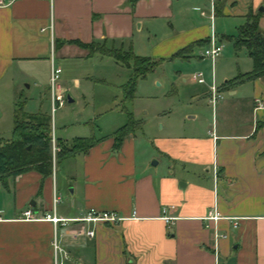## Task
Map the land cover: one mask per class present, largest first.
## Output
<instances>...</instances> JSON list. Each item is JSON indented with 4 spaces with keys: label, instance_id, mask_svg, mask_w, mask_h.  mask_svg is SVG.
I'll use <instances>...</instances> for the list:
<instances>
[{
    "label": "crops",
    "instance_id": "0c3cea01",
    "mask_svg": "<svg viewBox=\"0 0 264 264\" xmlns=\"http://www.w3.org/2000/svg\"><path fill=\"white\" fill-rule=\"evenodd\" d=\"M214 1L0 0V93L13 102L33 94L49 99L51 67L60 68L56 86L65 91L62 68H71L78 86L81 62L113 59L80 43L163 60L207 43ZM248 10L260 13L264 30V0H222L220 14L244 20ZM190 52L175 57L187 60ZM229 78L218 81L220 122L210 128L172 129L152 140L131 131L117 145L120 126L100 136L62 134L54 137L62 144L76 137L94 142L53 160L47 175L28 170L0 180V264H52L53 240L62 264H264V81L221 87ZM24 80L31 83L21 88ZM200 93L208 102V92ZM238 109L245 116L233 118L230 110ZM26 209L34 219L22 217ZM89 209L114 211L120 220L44 219H73ZM213 211L216 220L208 218ZM88 229L92 236L74 235Z\"/></svg>",
    "mask_w": 264,
    "mask_h": 264
},
{
    "label": "rangeland",
    "instance_id": "374dc122",
    "mask_svg": "<svg viewBox=\"0 0 264 264\" xmlns=\"http://www.w3.org/2000/svg\"><path fill=\"white\" fill-rule=\"evenodd\" d=\"M238 8L239 6H236L234 9ZM202 10L206 15L209 13L208 8ZM197 17L201 18L198 15ZM240 19L237 16L222 14L214 15L211 19V30L222 46L214 59L212 70L210 60L199 57L204 43L192 45L190 52L192 54L187 60L179 57L163 60L152 71L137 80L132 99L123 102L122 87L131 75V63L129 62L128 66L119 63L114 65L111 58L93 56L92 59L81 62V67L76 69L81 79L78 86L70 80L71 68H62L59 81H62L64 89L67 90L62 91L65 101L61 106L51 112L47 95L33 94L24 101L22 110L28 113L46 114L51 128L50 136L52 133L53 137L62 134L68 137L88 133L95 136L111 134L117 127L127 122V113L137 124L133 132L147 140H152L156 134L162 135L172 129L187 131V129L210 128L212 124L214 125L215 119L220 122L218 105L221 100L212 108L200 90L204 88L208 92L211 77L214 85L218 87L223 79L231 78L233 73L251 68V60L246 56L244 48L236 50L233 45L236 27L244 22ZM206 22L209 24L208 21ZM92 45L94 49L108 51L105 49L108 47L104 44L105 48L101 43ZM115 49L109 48L119 52ZM105 60H108L107 63ZM198 63H202L203 70L196 67ZM84 71L91 76L89 81H84ZM197 72H200L205 79L200 85L189 79L191 74ZM18 83L21 88H25L27 83L31 82L24 80ZM249 88L245 86L240 91ZM67 96L72 99L71 102L66 101ZM11 97L9 93H0V138L2 139H8L11 135L13 109ZM222 98H229L227 92L223 93ZM242 110L238 109L235 112L230 110V115L233 118L235 115L241 118L245 116L246 111ZM188 116L193 117L188 118ZM62 128L65 130L62 131ZM55 143L54 152L57 150ZM49 146L52 163L56 159L52 154L51 142Z\"/></svg>",
    "mask_w": 264,
    "mask_h": 264
},
{
    "label": "trees",
    "instance_id": "16d2710c",
    "mask_svg": "<svg viewBox=\"0 0 264 264\" xmlns=\"http://www.w3.org/2000/svg\"><path fill=\"white\" fill-rule=\"evenodd\" d=\"M222 0L213 2V15H219L221 10ZM259 12L252 13L250 10L244 15V22L236 27V34L233 37L234 49L244 48L246 55L251 60L250 70L235 74L221 84L223 88H230L239 83L255 78H261L264 81V30L258 26ZM205 40H198L190 44L174 54L182 56L189 51L192 45L203 44ZM57 44V43H56ZM59 44V43H58ZM90 42L81 44V46L89 49L90 52H97L102 55H108L122 65L128 66L131 63V75L122 87V101H130L133 97L136 82L138 79L154 69L163 59H154L148 56L135 55L128 49L110 48L119 50L101 51L94 49ZM122 55V56H121ZM122 57V58H121ZM23 100L13 102L12 109V128L11 135L8 139L0 138V180L9 175H15L28 170H35L42 175H47L51 171V153H50V123L46 114L35 112L28 113L22 110ZM128 119L125 124L120 126L114 132L116 145L121 138L133 131L137 125L130 114L127 113ZM56 141L57 150L54 152V158L59 159L68 156L74 152L86 151L92 144L91 137H76L70 140L67 144H62Z\"/></svg>",
    "mask_w": 264,
    "mask_h": 264
},
{
    "label": "built area",
    "instance_id": "2783aa9c",
    "mask_svg": "<svg viewBox=\"0 0 264 264\" xmlns=\"http://www.w3.org/2000/svg\"><path fill=\"white\" fill-rule=\"evenodd\" d=\"M209 17L211 21L212 16L210 15ZM48 28L51 29V24H49ZM220 47L221 46L217 42L213 31L210 29L207 43L204 46L203 50L200 52V57L208 58L210 60L211 70L213 68L214 59L219 54ZM59 72H60V68L51 67L50 73H49L48 83H49V92H50L49 99H50V111L51 112L54 111L56 107L61 106L65 101L62 95V91L58 90L56 86ZM190 79L192 81H195L196 83H204V79L200 72L191 74ZM220 98H221V94L218 90V87L214 85L213 79L211 77V82L208 86V102L213 107L215 103L217 102V100H219ZM50 142H51L52 151H53L52 154L54 155L55 139L52 133L50 136ZM22 215L24 219H34V217L32 216V213L28 209L24 210L22 212ZM219 217L220 216L216 211H213L212 214L208 216V218L211 220H216ZM44 219L51 221L53 224L58 223V222L60 224H65L67 221H80V222L94 224V223H99V222H116L120 220V216L114 211H102V210L89 209L81 216L77 218H73V219H61V218L55 217L54 215H49V214H46L44 216ZM83 234L86 236H92L93 231L92 229H88L84 231L78 230L74 232V235L76 236L83 235ZM52 248H53L52 264H62V262L58 260L56 257V252L59 250V248L57 247L55 240H53L52 242Z\"/></svg>",
    "mask_w": 264,
    "mask_h": 264
},
{
    "label": "water",
    "instance_id": "95a60500",
    "mask_svg": "<svg viewBox=\"0 0 264 264\" xmlns=\"http://www.w3.org/2000/svg\"><path fill=\"white\" fill-rule=\"evenodd\" d=\"M67 101H69V98L67 97Z\"/></svg>",
    "mask_w": 264,
    "mask_h": 264
}]
</instances>
